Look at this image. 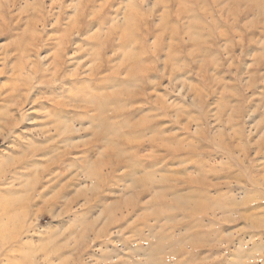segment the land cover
<instances>
[{
  "label": "rangeland",
  "instance_id": "obj_1",
  "mask_svg": "<svg viewBox=\"0 0 264 264\" xmlns=\"http://www.w3.org/2000/svg\"><path fill=\"white\" fill-rule=\"evenodd\" d=\"M263 1L0 0V264H264Z\"/></svg>",
  "mask_w": 264,
  "mask_h": 264
},
{
  "label": "bare ground",
  "instance_id": "obj_2",
  "mask_svg": "<svg viewBox=\"0 0 264 264\" xmlns=\"http://www.w3.org/2000/svg\"><path fill=\"white\" fill-rule=\"evenodd\" d=\"M263 2H264V1H263ZM99 106H100V105H99ZM100 111H101V110H100ZM58 114H59V113H58ZM58 114H57V116H58ZM101 115H102V113H101ZM54 116H55V114H54ZM60 116H61V114H60ZM51 117H52V116H51ZM99 117H100V116H99ZM102 117H103V116H102ZM105 117H106V116H105ZM113 117H114V116H113ZM57 118H58V117H57ZM106 118H107V117H106ZM106 118H105V119H106ZM103 119H104V118H103ZM111 120H112V119H111ZM108 121H109V120H108ZM112 121H113V120H112ZM100 122H101V121H100ZM130 122H131V121H130ZM110 124H111V123H109V125H110ZM59 125H60V123H59ZM109 125H108V127H109ZM133 126H134V125H133ZM108 127H107V128H108ZM111 127H112V126H111ZM124 127H126V126H124ZM124 127H123V128H124ZM129 127H130V126H129ZM115 128H116V126H115ZM136 129H137V128H136ZM62 130H63V129H62ZM138 130H139V129H138ZM120 132H121V131H120ZM64 133H65V132H64ZM64 133H63V134H64ZM117 133H118V132H117ZM118 135H119V134H118ZM116 136H117V135H116ZM143 137H144V136H143ZM110 139H111V138H110ZM113 139H114V138H113ZM113 139H112V140H113ZM115 141H116V140H115ZM112 143H113V142H112ZM114 143H115V142H114ZM114 143H113V144H114ZM131 143H132V142H131ZM105 144H106V143H105ZM126 144H127V143H126ZM114 145H116V144H114ZM121 153H122V152H120V154H121ZM119 156H121V155H119ZM121 157H122V156H121ZM121 161H122V160H121ZM106 162H107V161H106ZM109 163H110V162H109ZM112 163H113V162H112ZM112 163H111V164H112ZM101 175H102V174H101ZM189 180H190V179H189ZM188 184H189V183H188ZM185 186H186V185H185ZM187 186H188V185H187ZM170 187H171V186H170ZM179 188H180V187H179ZM139 189H140V188H139ZM146 189H148V188H146ZM177 197H178V196H177ZM194 197H195V196H194ZM175 199H177V198H175ZM173 200H174V199H173ZM187 200H188V199H187ZM18 201H19V200H18ZM18 201H17V202H18ZM176 201H177V200H176ZM18 203H19V202H18ZM179 203H180V202H179ZM179 203H178V204H179ZM194 204H195V203H194ZM199 204H200V203H199ZM6 205H7V204H6ZM182 205H183V204H182ZM215 205H216V203H215ZM138 206H139V205H138ZM192 206L194 207L195 205H192ZM199 206H200V205H199ZM9 207H10V206H9ZM131 208H132V207H131ZM202 208H203V207H202ZM209 208H210V207H209ZM211 208H212V207H211ZM133 209H134V208H133ZM181 209H182V208H181ZM185 209H186V208H185ZM195 209H196V208H195ZM203 209H204V208H203ZM212 209H213V208H212ZM11 210H12V209H11ZM11 210H10V211H11ZM205 211H206V210H205ZM210 211H211V210H210ZM125 212H126V211H125ZM132 212H133V211H132ZM191 212H192V211H191ZM11 213H12V212H11ZM127 213H128V212H127ZM186 213H187V212H186ZM193 213H194V212H193ZM199 213H200V212H199ZM184 214H185V213H184ZM14 216H15V215H14ZM14 216H13V217H14ZM16 216H17V215H16ZM16 216H15V217H16ZM19 216H20V215H19ZM19 216H18V217H19ZM188 217H189V216H188ZM15 219H16V218H15ZM182 221H183V219H182ZM202 221H203V220H202ZM178 224H179V223H178ZM205 225H206V224H205ZM199 226H200V225H199ZM206 226H207V225H206ZM91 227H92V226H91ZM157 227H158V226H157ZM6 229H7V228H6ZM10 230H11V229H10ZM10 230H9V232H10ZM196 230H197V229H196ZM18 234H19V233H12V234H10V237H8V238L4 241V244H8V243H10V242H15V241H17V238H18L17 235H18ZM95 234H96V233H95ZM2 235H3V234H2ZM96 235H97V234H96ZM4 236H5V235H4ZM4 236H3V237H4ZM96 237H97V236H96ZM184 237H185V236H184ZM211 237H212V236H211ZM212 238H213V237H212ZM212 238H211V239H212ZM152 239H153V238H152ZM189 239H190V238H189ZM164 241H166V240H164ZM143 242H144V241H143ZM145 242H146V241H145ZM160 242H162V241H160ZM199 242H200V241H199ZM202 242H204V241H202ZM206 242H208V241H206ZM188 244H189V243H188ZM47 245H48V244H47ZM197 245H198V243H197ZM197 245H195V246H197ZM199 245H200V244H199ZM199 245H198V246H199ZM203 245H204V244H203ZM10 246H11V245H10ZM23 247H24V246H23ZM15 248H16V247H15ZM8 249H10V248H8ZM31 249H32V248H31ZM41 249H42V248H41ZM194 249H195V247H194ZM13 250H14V249H13ZM29 250H30V249H29ZM6 251H7V250H6ZM6 251H5V252H6ZM11 251H12V250H11ZM15 251H18V252H19V250H15ZM142 251H143V250H142ZM46 252H47V251H46ZM144 253H145V252H144ZM151 253H153V251H151ZM4 254H5V253H4ZM194 254H195V253H194ZM47 256H48V255H47ZM147 256H148V255H147ZM4 257H5V256H4ZM9 257H10V256H9ZM30 257H32V256H30ZM148 257H149V256H148ZM22 258H23V257H22ZM26 258H27V257H26ZM183 258H184V257H183ZM7 259H9V258H7ZM149 259H150V258H149ZM146 261H149V260H146ZM196 262H197V261H196ZM52 263H53V262H52ZM141 264H142V263H141ZM146 264H147V263H146ZM170 264H171V263H170ZM191 264H192V263H191ZM193 264H194V263H193Z\"/></svg>",
  "mask_w": 264,
  "mask_h": 264
}]
</instances>
